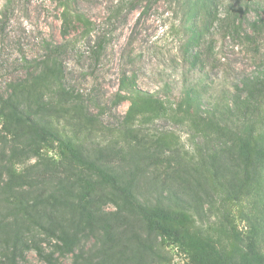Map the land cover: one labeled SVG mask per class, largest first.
Here are the masks:
<instances>
[{"label": "rangeland", "instance_id": "obj_1", "mask_svg": "<svg viewBox=\"0 0 264 264\" xmlns=\"http://www.w3.org/2000/svg\"><path fill=\"white\" fill-rule=\"evenodd\" d=\"M64 1L0 0V94L54 119L60 138L84 145L139 201L184 212L218 246L253 250L264 262V98L262 87L255 91L264 75V33L252 28L264 19V0H218V15L204 22L201 13L188 15L183 0H123L134 6L128 12L115 11L122 0H67L94 22L92 39L104 35L98 61L80 23L64 33ZM240 4L237 26L229 24L226 12ZM67 41L55 57L52 48ZM124 74L173 108L183 102L182 110L136 113L122 126L141 101L121 85ZM250 93L249 108L259 107L250 114L262 123L242 185L234 132L206 125L214 111L234 120ZM42 100L46 108L37 105ZM10 113L0 101V264H9L16 241L15 264H51L37 248L55 264L188 263L185 245L151 229L57 140L38 138ZM64 234L76 235L72 252L62 248Z\"/></svg>", "mask_w": 264, "mask_h": 264}, {"label": "trees", "instance_id": "obj_2", "mask_svg": "<svg viewBox=\"0 0 264 264\" xmlns=\"http://www.w3.org/2000/svg\"><path fill=\"white\" fill-rule=\"evenodd\" d=\"M184 5L187 8V13L191 17L193 14H202V20L210 21L213 17L218 15V0H183ZM65 5V18H64V33L67 34V30L74 27L75 24L80 23L82 25V35L89 39L88 43L90 46V54L95 60H99L102 52L106 46V39L104 35L98 34L95 39H92L93 32L95 30L94 22L85 17V15L79 11L72 10L70 3L66 0ZM127 6V7H125ZM240 5H230L229 10L226 12V20H229V24L237 26V21L239 20V15L241 13ZM126 9L127 12L134 9V6L128 5L125 1H118V5L115 11ZM218 18V17H217ZM77 22V23H75ZM253 34L264 33V19L263 17L259 21H254L252 24ZM260 36V35H259ZM68 42L56 44L52 48L53 55L60 56L67 48ZM59 77L62 78L63 70H59ZM263 78L256 84L258 91L262 87V92H260L264 98V75ZM121 85L131 92H136V97L141 101L136 105V107L130 108L122 126H129V120L136 114L145 111H153L162 115H167L173 113L176 115L182 110L183 102L178 105L177 108L169 106L166 101L162 98L155 96L154 94L144 92L136 88L135 79L130 78L126 74L121 78ZM254 92V91H253ZM190 90L187 89L185 92L184 102H189L192 99ZM17 95H9L5 97L0 94V101L2 102L4 108H9L10 114L13 120L22 123L29 127L31 131L40 139L45 141L49 139H54L59 142L61 151L70 156L77 163L86 166L95 174H97L100 179L110 185L113 189L118 191L124 199H126L144 218V220L149 224L151 229L160 231L166 237L173 239L179 244L185 245L188 250L189 261L187 264H264L263 258L260 254L253 250H245L241 247H235L231 251H226L224 248L218 246L217 241L208 235L202 234L198 230H194L190 224V217L184 212H176L163 207L160 205L150 206L139 201L133 191L122 185L119 181L118 175L106 170L97 162V158L94 154L87 151L84 145H78L73 140L62 139L58 136L59 126L54 119H46V115H39L40 111L35 110L31 103H22L18 101L15 97ZM38 106L42 105L41 108H46L48 105L42 100L41 102H36ZM252 93L244 101V104H239L238 113L236 112V118L231 122L224 119H219L217 114L212 112L207 121V127H224L232 132L236 136V150L240 158L243 167V179L241 184L245 185L250 177V166L253 163V152L257 146V136L261 134L258 132V125L262 123L261 118H254L250 112H254L252 108ZM261 104V103H260ZM50 106V105H49ZM251 107V108H249ZM259 114V107L255 110ZM186 115L193 119L194 115L202 118L199 113L191 114L186 110ZM249 112V113H247ZM264 117V116H263ZM234 126L233 130L231 127ZM264 133V132H263ZM86 186L91 187V182L86 180ZM83 197L80 201V207L82 212L87 210L86 203L83 201ZM63 241L62 248L66 252H72L74 246L76 245V235L64 234L61 237ZM17 243L15 242L13 250L8 257L9 264H15L17 260ZM29 248L31 245L26 243ZM39 255L46 258L51 264H55V258L53 254H45L41 248H37Z\"/></svg>", "mask_w": 264, "mask_h": 264}]
</instances>
